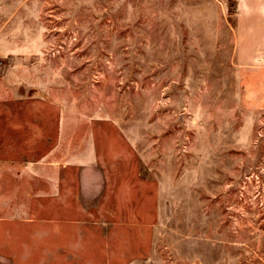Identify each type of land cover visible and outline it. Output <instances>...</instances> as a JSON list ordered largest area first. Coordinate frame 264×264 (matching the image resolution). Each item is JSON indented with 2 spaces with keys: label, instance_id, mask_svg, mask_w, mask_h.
I'll use <instances>...</instances> for the list:
<instances>
[{
  "label": "rangeland",
  "instance_id": "1",
  "mask_svg": "<svg viewBox=\"0 0 264 264\" xmlns=\"http://www.w3.org/2000/svg\"><path fill=\"white\" fill-rule=\"evenodd\" d=\"M0 264H264V0H0Z\"/></svg>",
  "mask_w": 264,
  "mask_h": 264
},
{
  "label": "crops",
  "instance_id": "2",
  "mask_svg": "<svg viewBox=\"0 0 264 264\" xmlns=\"http://www.w3.org/2000/svg\"><path fill=\"white\" fill-rule=\"evenodd\" d=\"M45 159H47V157H46ZM43 160H44V158H43ZM43 160H42V161H43ZM42 161H35V162H37V163H38V162H39V163H43ZM23 163H24V164L28 163V160L25 159V160L23 161Z\"/></svg>",
  "mask_w": 264,
  "mask_h": 264
}]
</instances>
